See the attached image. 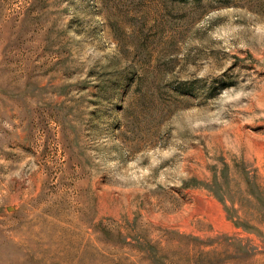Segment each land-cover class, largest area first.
<instances>
[{"label": "rangeland", "instance_id": "obj_1", "mask_svg": "<svg viewBox=\"0 0 264 264\" xmlns=\"http://www.w3.org/2000/svg\"><path fill=\"white\" fill-rule=\"evenodd\" d=\"M0 264H264V0H0Z\"/></svg>", "mask_w": 264, "mask_h": 264}]
</instances>
